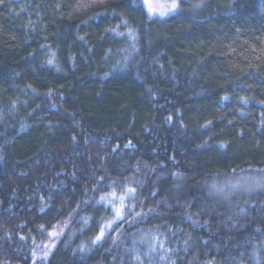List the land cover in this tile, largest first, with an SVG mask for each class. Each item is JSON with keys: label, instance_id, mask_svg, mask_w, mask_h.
<instances>
[{"label": "trees", "instance_id": "1", "mask_svg": "<svg viewBox=\"0 0 264 264\" xmlns=\"http://www.w3.org/2000/svg\"><path fill=\"white\" fill-rule=\"evenodd\" d=\"M140 1L0 0V264H264V0Z\"/></svg>", "mask_w": 264, "mask_h": 264}, {"label": "rangeland", "instance_id": "2", "mask_svg": "<svg viewBox=\"0 0 264 264\" xmlns=\"http://www.w3.org/2000/svg\"><path fill=\"white\" fill-rule=\"evenodd\" d=\"M140 6L144 9L147 16L150 19H158V20H165L178 12V4L177 0H141ZM175 5V7H173ZM131 194L129 192H125L121 196L111 197L110 200L115 203V201H123L129 200ZM119 211L116 215H118ZM139 244L144 243V240H140Z\"/></svg>", "mask_w": 264, "mask_h": 264}, {"label": "snow or ice", "instance_id": "3", "mask_svg": "<svg viewBox=\"0 0 264 264\" xmlns=\"http://www.w3.org/2000/svg\"><path fill=\"white\" fill-rule=\"evenodd\" d=\"M173 7H175V5H173ZM129 191H132V190L130 189ZM118 215H119V213H118ZM120 218L122 219V217H120ZM109 226H110V225H109ZM103 235H104V232H103V230H101L100 235L97 236V240L101 239V237H102Z\"/></svg>", "mask_w": 264, "mask_h": 264}]
</instances>
